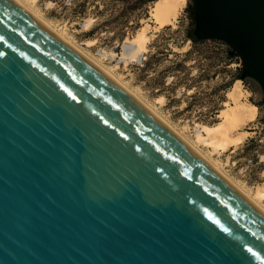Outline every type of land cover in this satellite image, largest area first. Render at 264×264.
<instances>
[{"label":"water","instance_id":"water-1","mask_svg":"<svg viewBox=\"0 0 264 264\" xmlns=\"http://www.w3.org/2000/svg\"><path fill=\"white\" fill-rule=\"evenodd\" d=\"M264 102V0H191ZM251 249V251H249ZM0 264H264V214L134 97L0 0Z\"/></svg>","mask_w":264,"mask_h":264},{"label":"rangeland","instance_id":"rangeland-1","mask_svg":"<svg viewBox=\"0 0 264 264\" xmlns=\"http://www.w3.org/2000/svg\"><path fill=\"white\" fill-rule=\"evenodd\" d=\"M20 1L109 70L176 131L183 132L179 133L195 143L201 153L215 161L221 172L248 194L253 196L259 186L264 187V135H260L264 105L255 104L263 99L262 88L251 79H233L235 68L242 67L238 56L231 63L221 54L209 58L202 44L188 39L187 30L194 27L191 0H185L172 25L158 29L150 14L154 1L137 7L133 6L136 0ZM144 24L148 25L146 31L150 36L147 49L130 58L134 45L125 44L126 39L137 34ZM238 80L243 91L240 100L254 103L256 109L252 119L232 131L244 132L245 137L235 147L225 149L198 141L199 132L206 135L202 125H214L221 120L218 114L225 107L224 101L234 103L228 92ZM250 137H258L259 145L246 147ZM260 203L264 207V200Z\"/></svg>","mask_w":264,"mask_h":264},{"label":"bare ground","instance_id":"bare-ground-1","mask_svg":"<svg viewBox=\"0 0 264 264\" xmlns=\"http://www.w3.org/2000/svg\"><path fill=\"white\" fill-rule=\"evenodd\" d=\"M14 1L19 6H21L26 12H28L33 18H35L38 22H40L44 27L49 29L58 38H60L63 42H65L68 46H70L74 51L81 54L86 60H88L95 67H97L103 74H105L118 86H120L132 97H134L146 110H148L158 120H160L166 127H168L172 132H174L187 146L190 147V149H192L198 156L204 159L214 170H216L220 175H222L226 180H228L239 192L242 193V195H244V197H246V199H248L250 203H252L259 211H261L264 214V207L260 203L261 200H264L263 186L261 187L259 186V188L257 189L256 193L253 196L248 194L249 192H246L245 189L241 187V185L237 184V182H234V180L232 181L230 178L225 176L221 172L219 166L215 163V161L213 160L211 161L208 157H206L203 153H201L200 152L201 150L199 151L196 148L195 143H193L192 141L190 142L188 139H186L187 137L181 134L183 132L179 131L181 132L179 133L178 131H176V129H174L168 122H166L160 115H158L150 106H148L146 103L141 101L138 97H136L134 93L128 90L114 75L110 73L109 70L102 67L94 58L80 51L76 47V45H74V43L66 39L65 38L66 36L64 37L62 32H60L58 29L53 27L52 24L47 23L45 20L40 18V15H38L36 12L35 13L32 12L33 11L32 9H30L32 11L28 10L25 7V5L22 3L23 1L22 2L20 0H14ZM184 3L185 0H155L150 11L152 20H154L155 23H157V25L154 27L158 29L165 25H169V24L172 25L174 19L177 17L178 13L180 12V8ZM86 24L88 23L86 22ZM145 24L140 28L137 34H135L133 37L126 39L125 44L131 43L134 45V49L132 48L133 51L128 56L130 58H136L141 52L147 49L146 47L150 36L147 34L146 31L148 29L147 28L148 25L145 26ZM85 27H87V25ZM240 82L241 80L236 81L234 86L228 92V97L231 100H233L234 103L229 104L227 100L224 101L225 107L221 109L218 114L221 120L214 125H205V124L202 125L201 126L202 131L206 135H203L202 132H199L197 134L198 141L205 142L206 144L212 146L213 148L225 149L227 146L237 145L243 140L246 133L240 132L238 134H232V131L234 130L235 127L245 123L249 119H252L256 113V109L254 108V103H247L240 100V96L241 94H243V91L241 90Z\"/></svg>","mask_w":264,"mask_h":264},{"label":"trees","instance_id":"trees-1","mask_svg":"<svg viewBox=\"0 0 264 264\" xmlns=\"http://www.w3.org/2000/svg\"><path fill=\"white\" fill-rule=\"evenodd\" d=\"M151 1H155V0H136L133 6L137 7L139 5L146 4L147 2H151ZM190 11H191L190 15L193 16L191 4H190ZM193 20H194V18H193ZM187 37H188V39H190L195 44H202V47L204 48L205 52L208 54L207 57H209V58L212 56L221 54L225 58L228 59V61H229L228 63H231V62H233L232 60H234V58L237 57V55L232 51V48L227 43H225L221 40H218V39H201V38H198L194 35L193 28L187 30ZM232 76H233L234 80L237 78H241L242 80L251 79L254 82L258 83V81L251 76H242V67H241V69H240V67H236L235 72L233 73ZM255 104L257 106H259L260 104L264 105V102L261 100L260 103H255ZM261 123H262V133L260 135H264V117L261 118ZM257 139H258V137H250L248 142L246 143V147H248L249 145H257L258 144ZM263 155H264V152H263Z\"/></svg>","mask_w":264,"mask_h":264},{"label":"snow or ice","instance_id":"snow-or-ice-1","mask_svg":"<svg viewBox=\"0 0 264 264\" xmlns=\"http://www.w3.org/2000/svg\"><path fill=\"white\" fill-rule=\"evenodd\" d=\"M249 251H251V249H249Z\"/></svg>","mask_w":264,"mask_h":264}]
</instances>
